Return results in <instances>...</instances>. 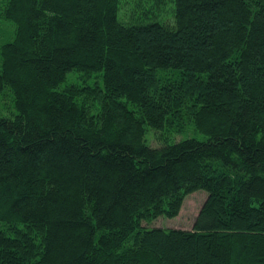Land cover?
I'll use <instances>...</instances> for the list:
<instances>
[{"label":"trees","instance_id":"obj_1","mask_svg":"<svg viewBox=\"0 0 264 264\" xmlns=\"http://www.w3.org/2000/svg\"><path fill=\"white\" fill-rule=\"evenodd\" d=\"M170 1H0V264H264V0Z\"/></svg>","mask_w":264,"mask_h":264},{"label":"rangeland","instance_id":"obj_2","mask_svg":"<svg viewBox=\"0 0 264 264\" xmlns=\"http://www.w3.org/2000/svg\"><path fill=\"white\" fill-rule=\"evenodd\" d=\"M173 8L174 4L171 3L170 0H168L165 5H157L154 0H121L119 18L120 21L125 24L128 23L137 25L161 22L170 25L174 23ZM3 103L4 100L2 99V94H0V108ZM145 136L146 143L153 148L154 146L159 147V140L164 142L166 138L169 143H175V141L184 140L188 137L206 140L204 135L198 133L197 131L195 132V130L191 127L186 128L181 133L173 132L171 129L156 131L148 128ZM207 199V193L205 191L195 192L186 198L177 218L168 220L159 218L151 224V227L190 231V229L193 228L196 218L198 217L201 208Z\"/></svg>","mask_w":264,"mask_h":264}]
</instances>
